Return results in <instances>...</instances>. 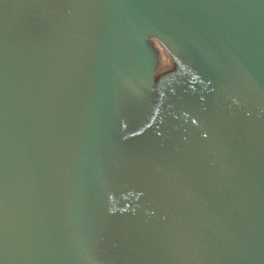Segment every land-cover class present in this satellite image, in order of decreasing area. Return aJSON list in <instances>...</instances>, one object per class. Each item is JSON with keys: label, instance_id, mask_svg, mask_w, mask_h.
Segmentation results:
<instances>
[{"label": "water", "instance_id": "95a60500", "mask_svg": "<svg viewBox=\"0 0 264 264\" xmlns=\"http://www.w3.org/2000/svg\"><path fill=\"white\" fill-rule=\"evenodd\" d=\"M0 264H264V0H0Z\"/></svg>", "mask_w": 264, "mask_h": 264}, {"label": "rangeland", "instance_id": "374dc122", "mask_svg": "<svg viewBox=\"0 0 264 264\" xmlns=\"http://www.w3.org/2000/svg\"><path fill=\"white\" fill-rule=\"evenodd\" d=\"M161 73H163V72H161Z\"/></svg>", "mask_w": 264, "mask_h": 264}, {"label": "bare ground", "instance_id": "6f19581e", "mask_svg": "<svg viewBox=\"0 0 264 264\" xmlns=\"http://www.w3.org/2000/svg\"><path fill=\"white\" fill-rule=\"evenodd\" d=\"M161 73V72H160Z\"/></svg>", "mask_w": 264, "mask_h": 264}]
</instances>
